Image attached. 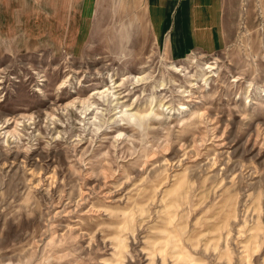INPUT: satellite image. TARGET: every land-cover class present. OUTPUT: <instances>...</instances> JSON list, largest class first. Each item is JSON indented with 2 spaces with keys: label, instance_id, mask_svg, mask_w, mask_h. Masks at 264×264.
<instances>
[{
  "label": "rangeland",
  "instance_id": "rangeland-1",
  "mask_svg": "<svg viewBox=\"0 0 264 264\" xmlns=\"http://www.w3.org/2000/svg\"><path fill=\"white\" fill-rule=\"evenodd\" d=\"M68 1L0 0V264H264V0Z\"/></svg>",
  "mask_w": 264,
  "mask_h": 264
},
{
  "label": "crops",
  "instance_id": "crops-1",
  "mask_svg": "<svg viewBox=\"0 0 264 264\" xmlns=\"http://www.w3.org/2000/svg\"><path fill=\"white\" fill-rule=\"evenodd\" d=\"M158 1H166V3H167L169 0H150V4L151 5H150L149 10L152 13H149V17L152 18V16H153L154 18H159L161 20V19L165 18L166 13L164 12V9L162 7H158V4H155ZM191 1L192 0H187L188 3L191 2ZM201 1H203L205 3V0H201ZM208 1L210 2V0H208ZM215 1L217 2L218 0H215ZM58 2L60 3L61 0H58ZM81 3H82V0H69L68 4H67L68 6L64 5L63 8H67L68 7L69 9H78V8H81ZM61 7H62V5H61ZM204 8H206L205 4H203L201 6L199 5L198 8H197L198 25L201 26V25H204L206 23L209 24V26L217 25V21H214L216 19V17L214 15L212 16V14H209L208 16H206L204 14V10H205ZM213 9H214V6H212L211 10H213ZM216 9H218V7H216ZM187 10H188V8H187ZM201 10H203V11H201ZM187 16H188V18L191 17V14H190L189 11L187 13ZM154 18H152V19H154ZM199 18L201 19L200 22H199ZM210 19H212V21ZM159 23H161V22H159ZM198 34H200V33H198ZM201 34H202V32H201ZM203 35L206 36V31L205 30L203 32ZM204 40H207V38H204Z\"/></svg>",
  "mask_w": 264,
  "mask_h": 264
}]
</instances>
